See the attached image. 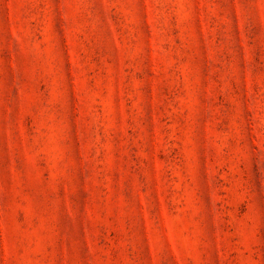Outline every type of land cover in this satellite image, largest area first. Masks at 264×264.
Listing matches in <instances>:
<instances>
[{"label":"rangeland","instance_id":"374dc122","mask_svg":"<svg viewBox=\"0 0 264 264\" xmlns=\"http://www.w3.org/2000/svg\"><path fill=\"white\" fill-rule=\"evenodd\" d=\"M0 264H264V0H0Z\"/></svg>","mask_w":264,"mask_h":264}]
</instances>
